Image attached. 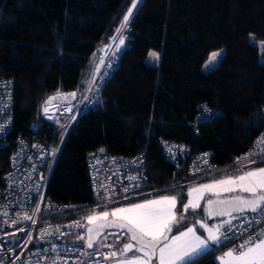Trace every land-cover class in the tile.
Here are the masks:
<instances>
[{
    "label": "trees",
    "instance_id": "1",
    "mask_svg": "<svg viewBox=\"0 0 264 264\" xmlns=\"http://www.w3.org/2000/svg\"><path fill=\"white\" fill-rule=\"evenodd\" d=\"M132 2L0 0V77L13 85L10 140L19 134L43 141L61 137L56 122L38 114L40 102L56 90L82 95L91 86L96 98L62 139L46 188L57 200L95 206L89 153L144 151L147 176L155 184L150 196L175 195L180 208L186 186L222 173L175 182L182 171L164 158L163 139L184 143L191 153L209 150L224 169L262 128L264 62L248 34L264 41V0H138L122 49L101 62L103 44ZM219 47L225 52L217 65L201 71L208 53ZM150 50L160 53L158 65L146 62ZM202 103L220 113L196 121ZM11 149L12 144L0 146V173ZM217 248L194 264H217Z\"/></svg>",
    "mask_w": 264,
    "mask_h": 264
},
{
    "label": "built area",
    "instance_id": "2",
    "mask_svg": "<svg viewBox=\"0 0 264 264\" xmlns=\"http://www.w3.org/2000/svg\"><path fill=\"white\" fill-rule=\"evenodd\" d=\"M129 8H133V2ZM129 8L124 16L128 14ZM124 16L114 34L103 44L101 62L107 60V50L118 44L125 30L131 29L129 21L132 14L126 25L122 23ZM99 67L102 68L101 65ZM50 97L55 99L49 101ZM95 99L94 95L86 92L81 95L76 90H56L40 102L38 114L48 119L53 116L70 118L64 125L61 137L57 141H43L35 138L34 134L31 137L19 134L10 140L9 133L13 127V85L10 80L0 77V146L12 144L7 168L0 173V264H110L118 257L115 243H109L111 247L107 246L88 257L89 247L86 242L83 245L67 244L63 243V239H85L87 216L96 209L152 195L155 184H150L148 179L144 151L132 155H114L106 151L88 154L86 166L91 195L95 201L93 207L80 202L57 200L46 193L51 170L70 122L80 111L93 106ZM46 101H49L47 105ZM45 106L48 107L47 113L44 111ZM261 112V130L248 148L228 167L242 165L247 161H264V151H261L264 145L258 143L264 137V103ZM219 113L218 109L202 103L195 120H208ZM161 146L164 158L176 171H182L172 178L175 182L186 183L191 179L224 171L214 163L209 150L191 153L186 144L168 139H163ZM241 157L247 158L238 162ZM24 215L32 219H18ZM255 216V213L247 212L233 219L235 237L218 245L217 251L237 246L250 234L259 232L264 224L256 223L253 219ZM245 220L250 223H245ZM77 222L83 227H76ZM228 235L232 237L231 232ZM113 251L117 252L115 257L110 256ZM106 256L109 258L105 259Z\"/></svg>",
    "mask_w": 264,
    "mask_h": 264
},
{
    "label": "snow or ice",
    "instance_id": "3",
    "mask_svg": "<svg viewBox=\"0 0 264 264\" xmlns=\"http://www.w3.org/2000/svg\"><path fill=\"white\" fill-rule=\"evenodd\" d=\"M137 6V0H133V8ZM133 8H129L128 14L124 16L123 24H127ZM121 44H123V40H121ZM149 55L153 59L159 58L158 53L155 52H151ZM218 55L219 53H213L210 56L209 65L216 61ZM58 95L60 94L58 93ZM53 99L55 97H50L49 101ZM49 101H46L45 104L47 105ZM44 111L47 113V106ZM258 143L264 145V137L260 138ZM261 151H264V148ZM249 155L254 154L250 153ZM246 158H238V162ZM251 163H256V161L253 160ZM237 190L249 195L247 197L237 195L226 199L207 200L205 212L208 217H230L222 225L214 228L198 221L200 228L207 231V239H202L200 235H197L194 227H188L185 231H180L178 235L170 237L173 225L178 223L174 211L177 197L161 196L159 199L144 200L142 203H133L128 207H116L111 212L101 211L98 214L87 216L88 225H94V227L87 228V247H93L95 237L99 236L105 228L114 227L126 230L130 240L135 242V245L125 243L120 255L130 252L134 248L136 252L143 254L142 256L126 257L119 264H194L195 258L212 251L214 245H223L235 237L232 220L238 217L233 213L241 216L245 212L255 213L256 216L253 217L255 222L264 224V167L245 170L241 175H229L226 179L189 189V200L183 207L185 210L191 208L194 211L200 207L199 201L204 198L206 193L220 196L221 193H233ZM18 219L30 220L32 218L24 215ZM32 222L35 223V220ZM12 223H17V221ZM245 223H250V221L245 220ZM75 226L83 227L79 222ZM221 227H223V232ZM230 232L232 237L228 235ZM121 234L123 235V233ZM80 239H84V237H80ZM107 246L111 247V245ZM116 255L115 251L110 253L111 257ZM153 257H156L155 261ZM108 258L105 257V259ZM218 259L221 264H264V227H261L259 232L247 236L242 243L230 248Z\"/></svg>",
    "mask_w": 264,
    "mask_h": 264
},
{
    "label": "rangeland",
    "instance_id": "4",
    "mask_svg": "<svg viewBox=\"0 0 264 264\" xmlns=\"http://www.w3.org/2000/svg\"><path fill=\"white\" fill-rule=\"evenodd\" d=\"M137 2H138V0H137ZM119 40L117 41V43H119ZM248 40L258 46V49H259V61L260 62H264V55H263V51H264V41L262 39L256 38L253 34H248ZM115 46H117V44L116 45H113L110 49L107 50L106 56L107 55H110L111 53H113L114 49L116 48ZM151 52L158 53L159 58L158 59H153L149 55ZM224 52H225V47H219V48H216V49L210 51L208 53V55L206 56V58L204 59L202 65L200 67L201 68V71L207 72L208 70L214 68L217 65V63H218L219 59L221 58V56L224 54ZM213 53H219V55H218L216 61L214 63H212L211 65H209V58H210V56ZM114 55L115 54L113 53L112 54V58L114 57ZM159 60H160V53L158 51H156V50H150L148 52V54L146 56V62L147 63L152 64V65H158L159 64ZM97 64H99V61H98ZM106 64H107V62H106ZM113 64L115 65V60H114ZM106 67L109 68V69L111 68L109 66V64ZM94 73L96 74L97 71H95ZM96 77L97 76L94 75L92 80L94 81L96 79ZM90 88H91V86H89L87 88V92L86 93L88 95L91 94L89 92L90 91ZM51 120H53L54 122H56V125H57L58 129L62 130V133H63L64 132V129H65V126L64 125L67 124L66 123L67 122V119L66 118H59V117L53 116L51 118ZM257 167H264V162L251 163V161H247V162H244V164H242V165H239L238 164V165H235L233 167L224 168L223 169L224 172L222 173V175L221 176H218L217 178H209V179L194 181V182L190 183L188 186H186V189H185V191H186V197L189 200L188 191L191 188L199 187L202 184H211V183H214L216 180L226 179L229 175H231V176L241 175V174H243V171H245V170H255ZM236 194H241V195H246V196L249 195L247 193H240L237 190L236 192H233V193H221L220 196H228V195H236ZM161 196H170L171 197V196H175V195L162 194V195H158V196H154V197H150V198H144V199H141L140 198V200H137L136 199L137 201H134V202H126V203H121V204L113 205V206H110V207H107V208H99V209H96V210L92 211L89 215L98 214L101 211H109V212H111V210L113 208H116V207H128L130 204H133V203H142L144 200L153 199V198H160ZM175 197H177V196H175ZM207 197L210 198V197H215V196L212 195V194H210V193H206L205 196H204V198L199 201V204L205 198H207ZM188 200H186L187 202H185L184 204L188 203ZM177 204H178V198H177L176 207H177ZM197 210H198V208L195 211L194 210H192V211H194L193 212V216H194L193 218L195 219L196 224L199 225V223H197L198 221L199 222H202V223H204V221L201 220L198 217ZM238 215L239 214H236L234 216H238ZM178 220H179V218H178ZM172 234H173V229H172V233L170 234V237L172 236ZM118 235L119 234H115L113 232H108V233H104L103 235H101L99 237L98 241L94 243L93 247L88 249L87 256L88 257H91L94 254H96L97 252H99L101 249L107 247V245L109 243H114L116 241L117 237H119ZM84 242H85V239H80V237H67V238H64L63 239V243H67V244L70 243V244H76V245H83ZM125 243H133L135 245L134 242H132L131 240L128 239V237L125 236V237H122V239L120 240V242L117 243L116 247L119 250H121L123 248V245ZM102 245H104V246H102Z\"/></svg>",
    "mask_w": 264,
    "mask_h": 264
},
{
    "label": "crops",
    "instance_id": "5",
    "mask_svg": "<svg viewBox=\"0 0 264 264\" xmlns=\"http://www.w3.org/2000/svg\"><path fill=\"white\" fill-rule=\"evenodd\" d=\"M100 71V69H98V72ZM96 73L95 76L99 73ZM87 92V91H85ZM150 197H154V196H150ZM148 197V198H150ZM208 198V197H207ZM205 198L201 203H200V207L198 208L197 210V213H198V217L204 221V223L210 227V228H214L218 225H222L224 221L228 220L229 218L226 217V218H222V219H213V220H209L207 219L206 217V214H205V208H204V204H205V200L207 199ZM141 199H144V198H141ZM153 199H159V198H153ZM137 200H140V199H137ZM137 200H131V201H128V202H134V201H137ZM188 200V199H187ZM187 202V201H186ZM126 203V202H124ZM121 204V203H120ZM187 204V203H186ZM185 205V204H184ZM183 205V206H184ZM180 207V208H175V214H176V217L177 219L179 218L178 220V223H176L175 225H173V234L172 235H178L180 231H185L188 227H194L196 229V234L197 235H200L202 239H207V231L203 228H200L199 225L196 224L195 222V219L193 218V212L190 208L185 210L184 207ZM181 218V219H180ZM222 228V227H221ZM172 233V232H171ZM170 233V234H171ZM119 238L116 239V243H115V247L117 245L118 242H120V240L122 239V237H125V235H121L119 234L118 235ZM127 237V236H126ZM129 239V238H128ZM130 240V239H129ZM218 247V245H214L213 246V250L212 251H215V249ZM117 252H118V257L113 260L110 264H119L120 261L124 260L126 257L127 258H130L134 255H138V256H142L143 254L142 253H138L135 251V248L130 251V252H127V253H124V255H120V251L117 247ZM230 248H223L221 249L220 251L218 252H215L214 254V258L217 262V264H221V261L220 259H218L219 257L223 256V253L228 251ZM211 252V251H210ZM208 253V252H207ZM157 255H158V252H157ZM201 256V255H200ZM196 259V258H195ZM153 260L155 261L156 260V257H153Z\"/></svg>",
    "mask_w": 264,
    "mask_h": 264
},
{
    "label": "water",
    "instance_id": "6",
    "mask_svg": "<svg viewBox=\"0 0 264 264\" xmlns=\"http://www.w3.org/2000/svg\"><path fill=\"white\" fill-rule=\"evenodd\" d=\"M121 40H123V44H121ZM123 45H124V37H121V39L119 40V43H118L117 46H116V50H120V49H122ZM33 127H34V126H33ZM98 152L103 153V152H105V149H100ZM237 195H241V194L228 195V196H215V197H210V198H208V199H213V200H216V199H226V198H231V197H233V196H237ZM242 196L247 197L246 195H242ZM208 199L205 200L204 208L207 207V200H208ZM245 213H246V212H245ZM205 214H206V212H205ZM236 214H237V213H233V215H236ZM206 217H207V219H209V220H213V219H222V218H226V217H228V216H212V217H208V216L206 215ZM96 223H100V222H96ZM88 227H94V225H87V226H86V230H85V242L87 241V236H88L87 228H88ZM108 232H113V233H115V234H121V233H123V235L127 236V237L130 239L129 234L127 233L126 230H123V229H117V228H114V227H109V228H105L104 231H103L99 236H96V237H95L94 243L98 241V239H99V237H100L101 235H103L104 233H108ZM121 235H122V234H121ZM169 236H170V234H169ZM132 242H134V241H132ZM94 243H93V245H94ZM134 243H135V242H134ZM86 245H87V242H86Z\"/></svg>",
    "mask_w": 264,
    "mask_h": 264
}]
</instances>
